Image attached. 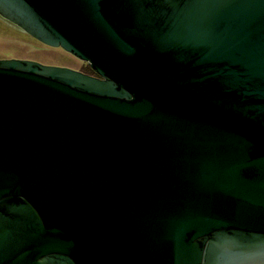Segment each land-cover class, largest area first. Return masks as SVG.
<instances>
[{"label":"water","instance_id":"obj_1","mask_svg":"<svg viewBox=\"0 0 264 264\" xmlns=\"http://www.w3.org/2000/svg\"><path fill=\"white\" fill-rule=\"evenodd\" d=\"M97 77L0 61V264H264V0H0Z\"/></svg>","mask_w":264,"mask_h":264},{"label":"rangeland","instance_id":"obj_2","mask_svg":"<svg viewBox=\"0 0 264 264\" xmlns=\"http://www.w3.org/2000/svg\"><path fill=\"white\" fill-rule=\"evenodd\" d=\"M22 60L80 71L82 63L62 49L47 47L0 20V61Z\"/></svg>","mask_w":264,"mask_h":264},{"label":"trees","instance_id":"obj_3","mask_svg":"<svg viewBox=\"0 0 264 264\" xmlns=\"http://www.w3.org/2000/svg\"><path fill=\"white\" fill-rule=\"evenodd\" d=\"M81 71L84 74H88V75H94L95 74L88 65H84V68Z\"/></svg>","mask_w":264,"mask_h":264},{"label":"flooded vegetation","instance_id":"obj_4","mask_svg":"<svg viewBox=\"0 0 264 264\" xmlns=\"http://www.w3.org/2000/svg\"><path fill=\"white\" fill-rule=\"evenodd\" d=\"M80 61V60H79ZM82 62V61H81ZM82 63H84V62H82ZM86 65H88L87 63H85ZM89 66V65H88ZM79 72H81V73H83L81 70L79 71ZM84 74V73H83ZM86 75H88V74H86ZM89 76H93V77H97V75L96 74H94V75H89Z\"/></svg>","mask_w":264,"mask_h":264}]
</instances>
